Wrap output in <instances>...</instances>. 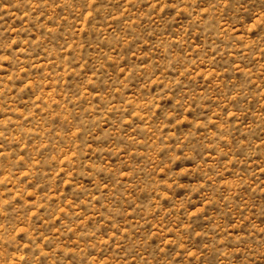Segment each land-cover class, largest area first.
<instances>
[{"label": "rangeland", "instance_id": "obj_1", "mask_svg": "<svg viewBox=\"0 0 264 264\" xmlns=\"http://www.w3.org/2000/svg\"><path fill=\"white\" fill-rule=\"evenodd\" d=\"M0 264H264V0H0Z\"/></svg>", "mask_w": 264, "mask_h": 264}]
</instances>
